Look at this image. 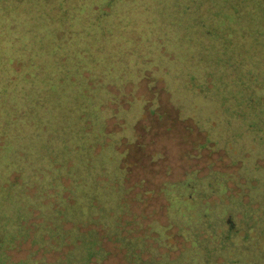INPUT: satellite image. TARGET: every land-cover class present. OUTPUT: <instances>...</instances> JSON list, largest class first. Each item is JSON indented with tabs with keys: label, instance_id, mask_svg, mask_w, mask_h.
Here are the masks:
<instances>
[{
	"label": "trees",
	"instance_id": "16d2710c",
	"mask_svg": "<svg viewBox=\"0 0 264 264\" xmlns=\"http://www.w3.org/2000/svg\"><path fill=\"white\" fill-rule=\"evenodd\" d=\"M146 71L165 100L135 95ZM164 102L203 133V146L235 147L234 161L254 162L239 167L246 176L264 175L254 158L264 160V0H0V264H102L114 238L151 264L136 252L149 249L143 239L123 234L130 195L145 182L187 222L186 264H217L203 236L222 235L218 222L239 231L235 200L209 202L225 180H130V146L146 121H162ZM110 118L121 128L107 131ZM26 242L55 258L13 259Z\"/></svg>",
	"mask_w": 264,
	"mask_h": 264
},
{
	"label": "rangeland",
	"instance_id": "374dc122",
	"mask_svg": "<svg viewBox=\"0 0 264 264\" xmlns=\"http://www.w3.org/2000/svg\"><path fill=\"white\" fill-rule=\"evenodd\" d=\"M17 68L19 69L18 66ZM153 82V76L146 71L135 95L149 102L158 96L165 100L167 93L160 90L163 82L157 81L152 85ZM112 90L117 91L113 88ZM125 92L120 98L124 106H127L124 98H133L130 83L126 85ZM112 105L115 106V104ZM163 111L162 121L146 125L152 122V119L142 123L143 125L138 128L140 146L134 148L130 146L128 159V163H132L129 173L130 180L142 177L159 182L161 179L182 178L188 172H193L197 176L211 174L225 180L223 181L225 189L220 191L221 194L219 191L210 192L209 202L211 204L219 201L228 203L230 200H235L237 204L235 210L239 212L234 213L233 221L236 222L239 231L231 235L223 224L215 223L214 232L222 233V235H209V237L204 235L202 249L206 247L209 256L207 259L213 256L217 264H264V175L259 173L256 176L251 171L254 177L250 179L251 173L246 176L239 167L244 164L253 167L254 162L251 159L244 157L234 161L232 158L237 156L234 155L235 147L227 154L213 142H207V146H203L202 132L189 122L177 121L174 116L175 111L168 104L166 105V102H164ZM119 122H122V119L116 123L114 118H110L107 122V131L120 129ZM244 143L246 148L251 147L248 140ZM254 158L259 164L264 162L262 154L255 150ZM4 171L5 167L1 166L0 174ZM10 179L19 178L16 173H13ZM247 181H251L254 185L259 183L260 186L249 188ZM154 187L156 186L149 182H145L144 187H134L130 195L132 212L129 216L130 223L125 226L123 234H126L128 240L143 239L145 248L149 249L136 251L141 253V258L147 259L151 264L152 259H158L157 264H171L172 260L182 256L192 246V241L184 231V228L188 229L187 222L175 221L172 210H166L162 193L159 189L155 191ZM244 227H246L245 230ZM97 228L99 229V226ZM238 237L241 240L235 243ZM106 245L110 255L109 259L102 264H143L142 259L139 258L136 261L126 255L125 249L115 238ZM233 245L237 247L239 254L227 255L222 251L232 249ZM30 251L35 258L44 255L48 259H53L56 256L55 252L43 253L41 249L30 245L29 242L21 244L10 253L13 259H20ZM187 254L182 256V262L180 260L178 264H186Z\"/></svg>",
	"mask_w": 264,
	"mask_h": 264
}]
</instances>
